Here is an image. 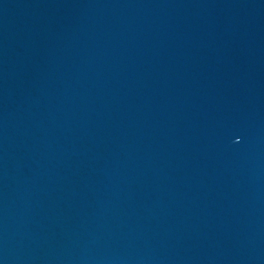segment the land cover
Returning <instances> with one entry per match:
<instances>
[{
  "label": "water",
  "instance_id": "95a60500",
  "mask_svg": "<svg viewBox=\"0 0 264 264\" xmlns=\"http://www.w3.org/2000/svg\"><path fill=\"white\" fill-rule=\"evenodd\" d=\"M0 264H264V0H0Z\"/></svg>",
  "mask_w": 264,
  "mask_h": 264
}]
</instances>
